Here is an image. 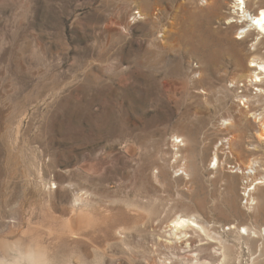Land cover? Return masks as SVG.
Here are the masks:
<instances>
[{"label": "rangeland", "instance_id": "rangeland-1", "mask_svg": "<svg viewBox=\"0 0 264 264\" xmlns=\"http://www.w3.org/2000/svg\"><path fill=\"white\" fill-rule=\"evenodd\" d=\"M189 1L0 0V241L52 264H264V36L236 0ZM179 216L205 232L174 238Z\"/></svg>", "mask_w": 264, "mask_h": 264}, {"label": "bare ground", "instance_id": "bare-ground-1", "mask_svg": "<svg viewBox=\"0 0 264 264\" xmlns=\"http://www.w3.org/2000/svg\"><path fill=\"white\" fill-rule=\"evenodd\" d=\"M192 1V0H191ZM189 1V2H191ZM194 1V0H193ZM237 3H235V7L237 8V11L239 12L238 15H240L241 18H244L245 21H247L249 23V27H257L260 29V31L262 32L263 36H264V7H261L257 14L253 15L249 12V10L247 9L248 6H247V3H246V0H236ZM191 4V3H189ZM185 6V5H184ZM193 6V5H192ZM200 6V5H199ZM205 8V7H204ZM200 9V8H199ZM203 9V7L201 8ZM199 11V10H198ZM203 12V11H202ZM236 12V11H235ZM237 12V13H238ZM236 13V14H237ZM243 13V14H242ZM198 14V13H197ZM204 16V15H203ZM208 16V15H207ZM207 18V17H206ZM192 20V19H191ZM189 20V21H191ZM193 25V24H192ZM195 26V25H194ZM247 29V27H245ZM245 28H243V30H245L243 33L245 34V37H248L249 36V32L251 31V29L249 30H246ZM256 29V28H255ZM251 33V32H250ZM264 39V37H263ZM264 42V41H263ZM259 43V42H258ZM258 43H256L255 45V49L257 50V47L259 45H257ZM262 43V42H261ZM261 47V46H260ZM261 51V50H260ZM252 54V53H251ZM260 55V53H258ZM257 54V55H258ZM262 56H264L262 54ZM260 57V56H254L255 58L251 61V67L253 68L252 70V79H251V82L252 83H256V84H264V57ZM260 92L263 93L264 92V89H260ZM252 102V100L250 101ZM246 104V103H244ZM247 107L250 106V105H246ZM261 116L262 118V115H259ZM260 118V120H261ZM227 124H231L230 122H228ZM217 158V161L218 160V157L216 156ZM216 161V162H217ZM251 168L253 166H250ZM254 168V167H253ZM249 173V176H247V178H250L253 177V172H248ZM263 180L260 181V183H257V184H264V178H262ZM253 185V184H252ZM250 191L251 190H256V187H254V189L250 188L249 189ZM252 204H256L254 203L255 200H254V196L252 197ZM76 206V205H75ZM255 207V206H254ZM47 224V223H46ZM234 227V226H233ZM172 228L175 229V231H172L174 235H176V237L174 238H177V239H180L181 237L179 236V234L177 233V231H179L180 229L181 230H184V229H189V228H198L200 229L201 231H204L205 232V228L204 226H202L201 224H199V222L195 219V218H187V217H184V216H179L177 217L173 223H172ZM232 228V227H231ZM47 229V228H46ZM241 230V229H240ZM244 230L247 232L248 231V228L247 227H244ZM178 234V235H177ZM45 245V244H44ZM8 246L9 244L6 243V242H3V241H0V247L1 249L3 250V253L6 252V251H9L8 250ZM38 248V247H37ZM39 249V248H38ZM225 256V255H224Z\"/></svg>", "mask_w": 264, "mask_h": 264}, {"label": "clouds", "instance_id": "clouds-1", "mask_svg": "<svg viewBox=\"0 0 264 264\" xmlns=\"http://www.w3.org/2000/svg\"><path fill=\"white\" fill-rule=\"evenodd\" d=\"M8 250L14 255L11 259H4L0 264H52L46 251L37 247L23 248L19 243L12 242Z\"/></svg>", "mask_w": 264, "mask_h": 264}, {"label": "built area", "instance_id": "built-area-1", "mask_svg": "<svg viewBox=\"0 0 264 264\" xmlns=\"http://www.w3.org/2000/svg\"><path fill=\"white\" fill-rule=\"evenodd\" d=\"M251 191H253V190H251ZM251 191L249 189H243L242 194H243V197L245 198V200L248 201V199H246V198L250 197ZM231 229L232 228H230V227L229 228H226V230H231Z\"/></svg>", "mask_w": 264, "mask_h": 264}]
</instances>
